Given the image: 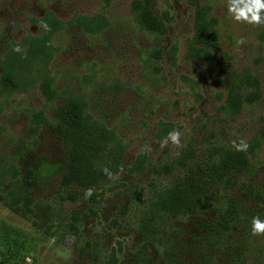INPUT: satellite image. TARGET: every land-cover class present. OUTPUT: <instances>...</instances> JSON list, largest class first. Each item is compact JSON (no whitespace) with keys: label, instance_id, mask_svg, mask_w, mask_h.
I'll return each instance as SVG.
<instances>
[{"label":"rangeland","instance_id":"374dc122","mask_svg":"<svg viewBox=\"0 0 264 264\" xmlns=\"http://www.w3.org/2000/svg\"><path fill=\"white\" fill-rule=\"evenodd\" d=\"M133 2L0 0V58L34 35L47 12L64 21L97 14L109 21L100 36L76 29L58 36L50 63L59 94L53 102L36 88L0 92V169L30 172L34 200L25 214L0 199V264H262L264 235H252V219L264 220V24L236 22L228 0H152L167 28L152 36L134 22ZM198 10L215 21L216 44L206 46L205 59L191 55L202 46L195 42ZM241 38L246 43L238 46ZM247 77L256 83L247 85ZM243 90L258 97L236 105L229 96ZM75 95L113 134L111 153L96 155L112 176L91 189L63 181L68 144L56 131V110ZM39 111L45 120L36 123ZM160 121L180 133L178 145L169 135L157 140ZM253 139L259 141L253 177L239 176L232 189H190L188 207L178 213L154 210L155 193L179 178L157 168L185 151L206 158L215 146L235 149ZM143 151L144 170L130 173Z\"/></svg>","mask_w":264,"mask_h":264},{"label":"trees","instance_id":"16d2710c","mask_svg":"<svg viewBox=\"0 0 264 264\" xmlns=\"http://www.w3.org/2000/svg\"><path fill=\"white\" fill-rule=\"evenodd\" d=\"M151 4L152 0H135L132 3L131 16L142 32L152 36H163L167 32L165 22L153 12ZM197 18L195 42L202 46L192 47L191 55L197 59H205L209 56L206 46L212 47L216 44L217 36L213 29L215 21L213 18H208V11L205 10H198ZM36 23L38 29L34 35L29 34L19 43L9 45L0 58V92L11 96L36 88L46 102H53L59 94L55 88V80L50 75V63L58 51L55 45L58 36L67 33L70 29H76L85 35L100 36L109 27V21L103 14L77 15L64 21L47 12L36 20ZM43 24H47L50 30L44 28ZM17 45L21 49L18 53L13 51ZM151 52V55H154L158 51ZM169 54L173 62V51H169ZM243 81L247 85L256 83L248 77ZM255 97L254 92L244 90L242 93L229 96L236 105L243 100L251 102L258 95ZM56 114L58 117L56 131L68 144L67 171L63 181L66 184L74 182L91 189L99 180L107 176L104 172L105 168L110 171L108 166L97 165L96 155L111 148L113 134L97 121L92 120L81 95L67 98L64 105L56 110ZM33 117L36 123L45 120L40 111L34 113ZM172 129L171 123L160 121L155 133L157 140H163ZM258 149L259 141L253 139L247 149L242 151H237V148L215 146L206 158H197L191 151L181 153L174 162L163 164L156 169L157 174L175 172L179 178L171 187L155 193L151 205L157 212L178 213L183 206L188 207L186 193L190 189L204 191L214 185L227 189L234 188L240 182L239 176H254L255 153ZM108 153L111 151L108 150ZM146 162L147 154L143 151L136 157L129 172L141 173ZM118 168L116 164L113 171ZM30 179V172L20 176L15 170L5 173L0 169V186L4 188V195L0 196V199L8 202L11 208L20 209L25 214L31 213L30 207L34 200L28 193ZM259 253L264 264V248L260 249Z\"/></svg>","mask_w":264,"mask_h":264},{"label":"clouds","instance_id":"9594fccd","mask_svg":"<svg viewBox=\"0 0 264 264\" xmlns=\"http://www.w3.org/2000/svg\"><path fill=\"white\" fill-rule=\"evenodd\" d=\"M228 12L232 18L238 23H247L250 25H261L264 24V0H228ZM44 28L50 30L47 24L42 25ZM237 45H243L246 43L245 39L241 38L236 41ZM14 52H20L21 49L17 45L14 49ZM179 132L169 133L168 139H170L174 144H179ZM235 145V142H233ZM237 151L246 150L247 145L243 141L239 145H235ZM104 172L109 177L112 174L108 171L107 168L104 169ZM252 235H264V220H261L259 216H256L252 219Z\"/></svg>","mask_w":264,"mask_h":264}]
</instances>
